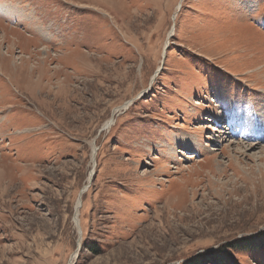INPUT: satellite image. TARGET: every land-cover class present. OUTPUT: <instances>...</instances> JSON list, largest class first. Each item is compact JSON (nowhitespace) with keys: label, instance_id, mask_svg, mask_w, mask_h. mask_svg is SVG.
<instances>
[{"label":"rangeland","instance_id":"1","mask_svg":"<svg viewBox=\"0 0 264 264\" xmlns=\"http://www.w3.org/2000/svg\"><path fill=\"white\" fill-rule=\"evenodd\" d=\"M261 38L264 0H0V264H264Z\"/></svg>","mask_w":264,"mask_h":264},{"label":"bare ground","instance_id":"2","mask_svg":"<svg viewBox=\"0 0 264 264\" xmlns=\"http://www.w3.org/2000/svg\"><path fill=\"white\" fill-rule=\"evenodd\" d=\"M175 20V19H174ZM242 27H245L246 29H248V31H246V34H244L243 33V31L241 30V32H239L240 33V36L241 37H245V36H247V37H249V38H251V39H253L256 35H257V33L256 32H258L256 29H254V27L253 26H251V25H244V26H242ZM1 28H5L7 31H11V32H14V33H19L20 35H22V37L26 40V41H28V42H31V43H34V44H36V42L34 41V40H32V39H30V38H28V37H26L21 31H18V30H16V29H13V28H10V27H8V26H2L1 25ZM238 35V34H237ZM251 37H250V36ZM248 42V41H247ZM263 42H264V39H259V40H257L256 42H254V44H256V45H258V44H263ZM45 51H46V49H45ZM115 114V113H114ZM115 116V115H114ZM110 121V120H109ZM110 123H111V121L110 122H107V124H106V127H108L109 125H110ZM95 147V146H94ZM93 153H94V151H93ZM95 154V153H94ZM94 158V157H93ZM93 173V172H92ZM91 173V174H92ZM82 195L81 196H79V199H78V202H77V205H76V215H75V217H74V220H75V223H76V225H79V212H80V209H81V206H82ZM79 227H80V225H79ZM77 252L78 251H76V253L73 255V257H72V264H73V261L77 258Z\"/></svg>","mask_w":264,"mask_h":264}]
</instances>
